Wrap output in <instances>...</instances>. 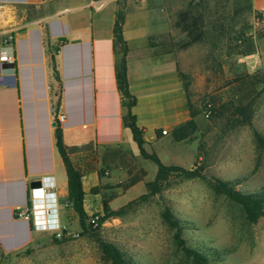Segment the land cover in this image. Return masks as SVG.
Wrapping results in <instances>:
<instances>
[{
    "label": "rangeland",
    "instance_id": "obj_1",
    "mask_svg": "<svg viewBox=\"0 0 264 264\" xmlns=\"http://www.w3.org/2000/svg\"><path fill=\"white\" fill-rule=\"evenodd\" d=\"M248 0H117L128 26L141 28L153 55L165 56L161 71L181 79L196 132L181 142L169 133L144 145L165 165L203 166V174L234 183L236 190L264 198V149L252 129L264 137V27L255 24ZM245 92L253 102L252 127L230 128L229 112L204 114V105L227 102ZM239 96V95H238ZM216 105V106H217ZM188 120V119H187ZM185 120V121H187ZM147 142L149 134L146 133ZM131 140V139H130ZM83 172H95L92 214L103 216L102 202L119 212L96 231L55 243L50 233H34L29 246L4 255V264H112L100 243L115 246L130 264H191L175 244L161 214L168 208L178 220L186 246L202 252L209 264H264V218L246 221L240 206L216 194L209 181L170 179L160 194L141 198L156 166L141 157L134 142L117 147H89L79 158Z\"/></svg>",
    "mask_w": 264,
    "mask_h": 264
},
{
    "label": "crops",
    "instance_id": "obj_2",
    "mask_svg": "<svg viewBox=\"0 0 264 264\" xmlns=\"http://www.w3.org/2000/svg\"><path fill=\"white\" fill-rule=\"evenodd\" d=\"M251 16L262 18L264 0H248ZM117 0H0V42L10 40L13 66L0 70V252L9 255L32 242L31 223L17 217L32 182L53 184L57 221L65 230L67 177L55 145V121L73 165L82 173L83 208L86 194L97 185L95 172H83L79 158L87 148L117 147L132 141L121 121L112 51ZM147 34L123 23L127 43V81L136 97L132 114L143 130L145 145L155 131L170 133L189 119L181 79L161 71L165 56L153 55ZM148 132L149 142L146 139ZM131 139V140H130ZM95 195V194H92ZM96 196V195H95ZM97 208H95L96 210Z\"/></svg>",
    "mask_w": 264,
    "mask_h": 264
},
{
    "label": "trees",
    "instance_id": "obj_3",
    "mask_svg": "<svg viewBox=\"0 0 264 264\" xmlns=\"http://www.w3.org/2000/svg\"><path fill=\"white\" fill-rule=\"evenodd\" d=\"M115 16L116 18L112 30V51L115 81L120 95V104L122 109V125L130 131L132 141L136 145L141 157L152 162L156 166L155 177L152 181L146 183V194L141 198L160 194L163 190L170 186V179L172 177H178L185 180H207L216 194L223 195L227 200L241 207L246 221L249 224H256L260 219L264 218V198L262 196L236 190L234 183L231 181L223 180L216 176H205L203 174V166L194 165L193 168L187 169L175 165H165L155 154H149L145 151L143 130L136 125V117L132 114V108L136 105L137 100L136 97L130 93L127 81L126 55L128 52V46L123 39V23L125 14L123 11L117 10ZM245 97V92L240 94L233 93L232 97H230L227 102L221 103L220 105H217L216 102L212 100L204 105V114L209 118H220L224 115V113L229 112L227 123L230 128L241 126L252 127L254 112L253 102L249 100L246 101L247 98ZM187 109L189 110V119L175 127L169 133L170 138L174 142L186 140L197 130L196 123L194 121V113L191 112L190 105L188 104ZM55 126V145L63 161L67 177V198L65 204L77 215L80 228L82 232L85 233V222L89 216L86 215L83 208L84 193L82 190V173L73 165L69 158L68 152L63 145L62 134L57 121H55ZM163 134L164 133L161 130L155 131V136L157 138ZM252 134L257 147L259 149H264V137L255 129H252ZM95 191L96 189L92 188L91 194H96ZM102 211L103 216H100L99 218L100 224L107 219L117 218L119 216V212L110 210L105 201L102 202ZM161 216L173 230V239L176 246L191 259V264H209V260L202 252L195 248L186 246L185 240L181 237L178 220L173 216L172 212L168 208L163 210ZM52 239L55 243H60L65 240H59L55 237ZM100 247L103 253L111 260L112 264H130L123 259L122 253L115 246L101 242Z\"/></svg>",
    "mask_w": 264,
    "mask_h": 264
},
{
    "label": "built area",
    "instance_id": "obj_4",
    "mask_svg": "<svg viewBox=\"0 0 264 264\" xmlns=\"http://www.w3.org/2000/svg\"><path fill=\"white\" fill-rule=\"evenodd\" d=\"M262 18L255 16V24L260 25ZM11 49L10 40L0 42V70L3 66H13L14 57L7 50ZM65 115L57 116V122L62 123ZM53 184L48 179L40 182L38 188L29 190L24 208L17 213V217L23 218L31 223L34 232L50 233L53 237L61 240L76 237L79 233H69L63 225L57 221V207L55 194L52 192ZM99 214H91L85 222V231H96L100 227ZM82 232V230H81ZM0 264H4V254L0 252Z\"/></svg>",
    "mask_w": 264,
    "mask_h": 264
},
{
    "label": "water",
    "instance_id": "obj_5",
    "mask_svg": "<svg viewBox=\"0 0 264 264\" xmlns=\"http://www.w3.org/2000/svg\"><path fill=\"white\" fill-rule=\"evenodd\" d=\"M53 125H55V124H53ZM39 186H40V182H38V181L32 182L30 184V189H32V188H38Z\"/></svg>",
    "mask_w": 264,
    "mask_h": 264
}]
</instances>
